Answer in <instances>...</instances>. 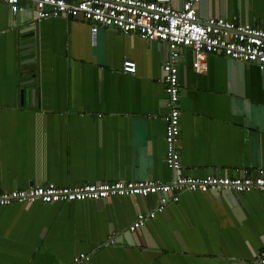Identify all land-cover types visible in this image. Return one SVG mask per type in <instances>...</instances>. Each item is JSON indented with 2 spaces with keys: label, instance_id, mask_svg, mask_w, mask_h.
<instances>
[{
  "label": "crops",
  "instance_id": "0c3cea01",
  "mask_svg": "<svg viewBox=\"0 0 264 264\" xmlns=\"http://www.w3.org/2000/svg\"><path fill=\"white\" fill-rule=\"evenodd\" d=\"M186 0H169L181 8ZM15 26L0 0V192L36 184L169 181L165 42L91 24L36 19L23 3ZM201 19L264 29V0H200ZM32 13V14H31ZM32 15V22L27 21ZM38 24L39 66L21 58L22 32ZM35 39V37H34ZM132 59L136 71L123 62ZM178 60L181 172L235 176L264 168V69L208 53ZM29 70V72H27ZM39 89L32 101L26 79ZM157 195L0 206V264H253L264 247V191H184L141 227Z\"/></svg>",
  "mask_w": 264,
  "mask_h": 264
},
{
  "label": "built area",
  "instance_id": "2783aa9c",
  "mask_svg": "<svg viewBox=\"0 0 264 264\" xmlns=\"http://www.w3.org/2000/svg\"><path fill=\"white\" fill-rule=\"evenodd\" d=\"M10 7L12 24L19 16L23 3H30L36 19L54 15L81 17L91 24L92 31L98 26L113 27L124 33H134L148 41L165 42L167 59L163 64L164 83L169 112L166 115L165 161L174 172L169 181L159 179L115 180L79 185L60 186L54 183L36 184L25 189L0 192V206L13 202L45 203L109 198L113 196L157 195L156 205L141 211L130 224L135 230L148 219L155 218L170 201H178L184 191H264V168L254 172L244 170L235 176L207 174L195 177L181 172L182 164L178 149L180 133L179 105L180 80L178 60L181 47L193 51V67L201 71L206 67L208 53L226 58L256 63L264 69V29L248 23L227 20L224 17L201 19L196 5L200 0H186L181 8L173 7L169 0H2ZM123 70L136 71V62L126 59ZM253 264H264V247L253 253ZM87 255L81 253L73 260L79 264Z\"/></svg>",
  "mask_w": 264,
  "mask_h": 264
},
{
  "label": "water",
  "instance_id": "95a60500",
  "mask_svg": "<svg viewBox=\"0 0 264 264\" xmlns=\"http://www.w3.org/2000/svg\"><path fill=\"white\" fill-rule=\"evenodd\" d=\"M32 14V13H31ZM33 18L32 15L27 21L32 22ZM38 28L37 22L33 25L27 26V28L22 32L21 38L23 39V43L21 44V58L22 62L25 65L36 64L37 67L39 66V52H38V41L36 39V30ZM35 37V39H34ZM29 72V70H27ZM32 79H26L24 83L26 84H33L31 88L32 93V101L34 102L36 99V94L38 93L39 89L36 85H34L35 76L32 74Z\"/></svg>",
  "mask_w": 264,
  "mask_h": 264
}]
</instances>
